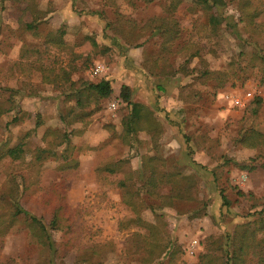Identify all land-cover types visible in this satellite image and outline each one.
Here are the masks:
<instances>
[{
	"label": "rangeland",
	"instance_id": "obj_1",
	"mask_svg": "<svg viewBox=\"0 0 264 264\" xmlns=\"http://www.w3.org/2000/svg\"><path fill=\"white\" fill-rule=\"evenodd\" d=\"M240 1L222 0L219 6L231 16L232 31L224 22L209 24L210 11L202 0H2L0 99L12 90L16 108L0 116V264H49L47 249L32 237L24 216L10 218L15 184L22 176L29 183L24 207L47 221L61 204L72 223L69 236L75 247L55 258V264L77 259L82 264L98 259L102 264H143L134 235L142 229L131 224L133 213L123 202L119 181L128 191H142L137 172L149 156L159 171L176 173L179 186L195 185L193 199L176 201L181 213L168 206L160 218L146 206L140 211L145 221L174 231L181 253L173 264H195L209 236L231 232L245 215L262 208L263 158L234 138L244 127L264 133V8L248 24L240 19ZM252 1L264 7V0ZM29 3L41 12L36 32L18 22ZM155 18L171 19L178 28L177 37L163 47V37L151 35ZM28 20L30 13L23 16ZM58 30L66 48L49 43L43 50L46 36ZM194 49L198 56L187 58ZM35 58L38 65L56 70L74 67L70 80L75 83L107 79L112 92L96 106L78 108L64 89L44 82L38 70H28L35 67ZM156 64L171 75L153 74ZM203 67L227 71L225 86L216 87L214 80L202 83L195 75ZM191 68L197 70L185 72ZM170 83L178 87L177 108L164 97ZM123 85L129 87L130 100L154 116L160 129L155 137L148 127L125 135ZM231 97L242 99L243 106L234 105ZM52 130L68 132L69 144L57 146L54 158L38 161L35 151L52 138ZM17 144L23 146L22 158L11 160L4 150ZM112 164L114 172L105 170ZM221 193L228 206L222 205ZM53 236L63 239L60 230Z\"/></svg>",
	"mask_w": 264,
	"mask_h": 264
},
{
	"label": "trees",
	"instance_id": "obj_2",
	"mask_svg": "<svg viewBox=\"0 0 264 264\" xmlns=\"http://www.w3.org/2000/svg\"><path fill=\"white\" fill-rule=\"evenodd\" d=\"M202 3L210 11L208 22L212 27L224 22L230 30L235 31L231 16L225 15L219 10L222 0H202ZM33 5V3H29L22 8V14L18 22L25 30L36 32L38 24L41 21V17L39 16L41 12L35 10ZM0 8H2V0H0ZM259 8L264 7H260V4H253L252 0H241L239 3L240 19L246 20L248 24L254 23V18L259 14ZM26 13L31 14V20L23 21V16ZM153 20L156 21L158 18ZM60 35H62V30L54 31V33L47 35L45 41H43V50H46L49 43L65 49L67 45H65ZM151 35H160L163 37V47L171 39L177 37L178 28L172 24L171 19L160 18L153 25ZM93 44L95 43L93 42ZM190 46V43H188L184 46V49H189ZM41 52L42 50H38L36 54L39 55ZM195 56H198V49L189 51L187 58H193ZM38 59L35 58L33 61L35 62L33 63L35 67H27L28 70H38L44 82L51 83L54 87L61 88V90L64 89L65 96L67 98H73L75 106L78 108H83L91 104L96 106L99 100L107 98L112 92L110 82L107 79H100L97 82L80 80L79 83H75L70 80V74L74 70V67L60 66L56 70L38 65ZM22 66L23 68L25 67L24 63H22ZM154 68L151 72L157 74L159 77L171 75V72H165L163 67L161 68L158 64ZM196 70L197 68H191L190 71L186 70L185 72L190 74ZM260 70L261 77H264V63ZM197 71L198 73L195 76L202 83L214 80L216 87H224L230 76L227 71L214 70L208 67H203ZM160 87L161 84H158L157 88L160 89ZM12 92L11 90L6 98L0 99V116L16 108V102L13 99L14 94ZM121 97L128 106V113L122 122L125 135L132 136L138 130L148 127L147 130H154L152 134L155 137L160 130L157 129V121L145 105L130 100L129 87L127 85L121 87ZM256 100L258 104L260 99L257 98ZM162 111L164 114L167 113L164 109ZM50 132L52 138L46 141L44 147H38L35 151V159L38 161L47 157L54 158L57 155L55 150L57 146H66L69 144L68 132H61L59 130H52ZM46 135L47 133L45 137ZM234 139L239 145L254 149L256 156L263 158L264 161L263 132L252 127H244V129L237 132ZM189 152H191L190 148ZM22 154L23 146L21 144L8 147L4 150V155L11 160L21 159ZM63 157L66 158L64 155ZM154 161H156L155 157H147L141 169L137 172V179L141 183L142 191L139 189L134 191L126 190L127 185L124 181H119V184L123 187V202L130 207L133 213L132 219L130 218L131 224L142 229V232L139 230L134 233L138 238L135 251L138 254L139 261L143 264H163V261L168 264H173L176 257L181 253V245L177 243V237L174 231H168L166 228L162 229L157 223L145 221L140 216V211L146 206L156 217L160 218L164 212L163 208L168 206L175 209L176 212L181 213L177 209L176 201L193 199L195 197V185L189 181L185 182L186 179L182 178L185 183H181L183 185L179 186L177 174L163 170L159 171L153 164ZM116 168L112 164L111 166L105 167V170L114 172ZM26 180L27 178L22 176L20 183L16 181L17 195L11 198L10 206L12 213L10 218L12 219L18 215L24 216L32 237L47 249L49 253V264H55V258L63 257L69 250L75 247V241H72V238L69 236V232L72 230V223L67 222L68 218L62 213L63 207L61 204L53 209L51 218L47 221L42 216H37L24 207L21 200L29 191V183ZM163 187H168L167 192L163 193L161 191ZM141 193L145 195V198H143ZM238 194L243 195L241 191H238ZM221 199L222 205H229L225 194L221 193ZM145 200H147V203H145ZM196 210L198 209L194 211ZM243 218L241 222L236 223L231 232L209 236L204 244L203 250H200L197 254L195 264H264V236H262L264 232V202L259 211L252 214L248 213ZM4 219L6 218L4 217ZM2 222L4 221L0 218V223ZM57 230L62 232L63 239L60 241L56 240L53 236V233ZM73 264H82V262L77 259ZM92 264H102V262L98 259L92 262Z\"/></svg>",
	"mask_w": 264,
	"mask_h": 264
},
{
	"label": "crops",
	"instance_id": "obj_3",
	"mask_svg": "<svg viewBox=\"0 0 264 264\" xmlns=\"http://www.w3.org/2000/svg\"><path fill=\"white\" fill-rule=\"evenodd\" d=\"M169 84V83H168ZM160 90H162V88L160 87ZM168 90L169 91H167V95L166 96H164L165 97V99L167 98V97H169L167 100L169 101V99H171L172 101H171V106H176V107H171V108H177V107H179V105L178 104H176V105H173V104H175V103H177L179 100V97H178V87H174V86H172V83H170V85H169V88H168ZM182 90V89H181ZM174 97V99H173V97ZM224 98H222V100H223ZM224 102H226V104L228 103V104H230V101L229 100H227L226 98L224 99ZM181 106V105H180Z\"/></svg>",
	"mask_w": 264,
	"mask_h": 264
},
{
	"label": "built area",
	"instance_id": "obj_4",
	"mask_svg": "<svg viewBox=\"0 0 264 264\" xmlns=\"http://www.w3.org/2000/svg\"><path fill=\"white\" fill-rule=\"evenodd\" d=\"M248 95H250V93H247ZM232 102L234 103V105H238V106H243V101L242 99L238 98V97H231ZM194 247V246H193ZM191 249V248H190ZM189 249V250H190ZM191 253L194 251V249L190 250Z\"/></svg>",
	"mask_w": 264,
	"mask_h": 264
}]
</instances>
